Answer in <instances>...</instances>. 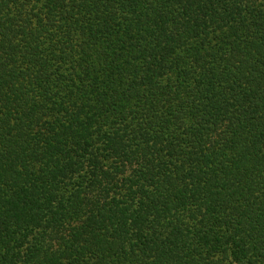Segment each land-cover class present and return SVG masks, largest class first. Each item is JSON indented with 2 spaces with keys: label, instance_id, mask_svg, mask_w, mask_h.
Returning <instances> with one entry per match:
<instances>
[{
  "label": "trees",
  "instance_id": "1",
  "mask_svg": "<svg viewBox=\"0 0 264 264\" xmlns=\"http://www.w3.org/2000/svg\"><path fill=\"white\" fill-rule=\"evenodd\" d=\"M0 264H264V0H0Z\"/></svg>",
  "mask_w": 264,
  "mask_h": 264
}]
</instances>
